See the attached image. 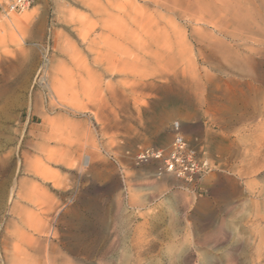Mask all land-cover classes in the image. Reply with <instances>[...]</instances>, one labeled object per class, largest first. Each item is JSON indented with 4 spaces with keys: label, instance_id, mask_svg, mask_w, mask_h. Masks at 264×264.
<instances>
[{
    "label": "rangeland",
    "instance_id": "obj_1",
    "mask_svg": "<svg viewBox=\"0 0 264 264\" xmlns=\"http://www.w3.org/2000/svg\"><path fill=\"white\" fill-rule=\"evenodd\" d=\"M131 1L0 0V264L36 240L58 259L24 264H264V0H188L187 20ZM135 8L165 29L156 57L123 45ZM174 121L211 164L193 182L135 159L168 148Z\"/></svg>",
    "mask_w": 264,
    "mask_h": 264
},
{
    "label": "bare ground",
    "instance_id": "obj_2",
    "mask_svg": "<svg viewBox=\"0 0 264 264\" xmlns=\"http://www.w3.org/2000/svg\"><path fill=\"white\" fill-rule=\"evenodd\" d=\"M137 1H139V2H141V3H143L144 5H151V7L153 6V7H155L157 10H159V11H161V12H163V14H165V15H174L175 14V12L177 11V13H178V16H179V18H181V20H187V11H188V0H132L131 2H134V4L137 2ZM198 1V0H197ZM208 1V0H207ZM234 1V0H233ZM238 1V0H237ZM123 2H125V4H130V2H129V0H123ZM213 2L216 4V7H217V4H225L226 2L228 3V1L227 0H213ZM231 2V1H230ZM140 3V4H141ZM232 3H234V2H232ZM232 3H231V5L230 6H232ZM236 3V2H235ZM188 4V5H187ZM198 4V3H197ZM203 4V3H202ZM200 5V4H199ZM137 7V6H136ZM194 7H196V6H194ZM224 7V6H223ZM234 7V6H233ZM118 8V7H117ZM196 8H198V6L196 7ZM195 8V9H196ZM200 8H201V6H200ZM199 8V9H200ZM211 10V9H210ZM94 13H96V11H93ZM190 12H191V10H190ZM189 11H188V14H192V12L190 13ZM146 14V12L145 11H142V9H140V8H135L134 9V12H133V14H132V16H130V19H131V23H132V25L135 27V30H131L130 28L129 29H126V32H124L122 29H121V26L120 25H118V26H116V28H118L119 26V29H116V30H114V31H116V33L118 34V33H120V35H122L123 34V32H124V35H122L121 37H122V42H123V45H124V43L126 42V41H128L127 43H132L133 45H134V48L136 49V51H138V52H140V53H142V54H146V55H149L150 57H156L157 55H158V51H160L161 49H164L165 48V45H164V43H168L167 41H169V40H164L165 42L163 43L162 41V37H164V39H165V37L167 38V35H166V32H165V29L163 28V27H161V28H157V30L156 31H153L152 30V28H151V26H150V22H151V18L150 19H148V17H147V19L146 18H144V16H147V15H145ZM150 14V13H149ZM193 15V14H192ZM191 15V16H192ZM159 17H160V14L158 15ZM162 16L163 15H161V17L160 18H162ZM175 16V15H174ZM190 16V15H189ZM151 17H152V15H151ZM169 17V16H168ZM187 17V18H186ZM199 17V16H198ZM27 16H23L22 18H16L15 16L14 17H11V19L10 18H8L7 19V21H6V24L8 25V26H10L11 28H13V29H21L23 26H24V22H26L27 21ZM164 18V17H163ZM163 18H162V20H163ZM167 19V18H166ZM195 19V18H194ZM202 19H204V18H202ZM202 19H200L201 21H202ZM121 20V19H120ZM119 20V21H120ZM153 20H155V19H153ZM169 20V19H168ZM105 22L107 21V20H104ZM167 21V20H166ZM196 21V20H195ZM105 22H102V29H104V28H106V29H110V30H112L111 28H113L112 27V25H111V28H110V26L107 24V23H105ZM186 22V21H185ZM184 22V23H185ZM152 23V22H151ZM156 23V22H155ZM187 23V22H186ZM203 23V22H202ZM206 23V22H205ZM211 23V22H210ZM160 24V23H159ZM167 24V23H166ZM214 25V24H213ZM104 27V28H103ZM126 27V26H125ZM217 27V26H216ZM101 28V27H100ZM115 28V27H114ZM123 29H125V28H123ZM113 31V30H112ZM102 34V33H101ZM101 34H99L100 36H98V37H102L101 36ZM103 35V34H102ZM97 37V36H96ZM104 37V36H103ZM103 37H102V39H103ZM168 39V38H167ZM99 40V39H98ZM90 41V40H89ZM111 41V40H110ZM101 42H103V41H101ZM101 42H99V43H101ZM109 42V41H108ZM163 44H162V43ZM82 43H83V45H85V49L87 50V52L86 53H90V52H92L93 51V47L95 46V48H96V42L95 41H90V42H88L87 43V41H86V39L85 38H82ZM104 43V42H103ZM113 43V42H112ZM111 43V44H112ZM129 43V44H130ZM106 44V45H105ZM99 45V44H98ZM104 46H106L107 48H110V44H108L107 42H105L104 44H103ZM123 45L121 44V43H118V41L113 45L112 44V46H113V49H115V50H117L119 53H122L121 51H122V49H123V51H124V53H128V49H126L125 47H123ZM125 45H127V44H125ZM166 46H167V44H166ZM102 47V46H101ZM94 48V49H95ZM100 48V47H99ZM40 49V48H39ZM105 49V48H104ZM103 49V50H104ZM167 49V48H166ZM109 50V49H108ZM101 51V50H100ZM95 52V51H94ZM96 52H98V51H96ZM95 52V53H96ZM103 52V51H102ZM93 53V52H92ZM94 53V54H95ZM106 54V53H105ZM92 55V54H91ZM102 55V54H101ZM104 55V54H103ZM107 55V54H106ZM99 53H98V56H96V58H95V56H94V60H95V64H99L100 63V61L98 60L99 58ZM105 58H106V56H104ZM101 58V57H100ZM103 58V57H102ZM104 58V59H105ZM138 58V57H137ZM132 59V58H131ZM105 62V61H104ZM129 63H127L126 61L125 62H123V66L122 67H126L127 65H128ZM29 65H31L32 67H34L35 66V56L34 55H32L31 56V59H30V64ZM105 66H106V64H104ZM111 65V64H110ZM109 65V66H110ZM129 66V65H128ZM110 68H112V69H114L115 70V68H116V66H112V67H110ZM29 69H31V68H29ZM104 70L105 71H107V67H106V69L104 68ZM31 71V70H30ZM30 73V72H29ZM50 74H46L45 73V75L44 74H42L39 78H38V84L40 85V86H42L44 89L46 88L47 90H49L48 91V97L50 98V100H52L53 101V99L55 98V97H57L56 99H58V95L60 94V88H59V92H58V84H59V86H60V84H61V82L59 83V79L57 80V78H55V72H53V71H51V72H49ZM57 76V75H56ZM151 76V75H150ZM139 84V83H138ZM141 84V83H140ZM137 86V85H136ZM121 87V86H120ZM133 87V86H132ZM59 93V94H58ZM61 95V94H60ZM59 95V96H60ZM61 97V96H60ZM52 104V103H51ZM80 151V150H79ZM82 152V151H81ZM51 154V153H50ZM81 156V155H80ZM48 158H49V156H47ZM27 159V158H26ZM29 159V158H28ZM27 159V160H28ZM50 159V158H49ZM82 159V165H87L88 163H89V159H90V157L87 155V154H84L83 155V158H81ZM24 160V159H23ZM29 161V160H28ZM68 161V160H67ZM23 162V161H22ZM30 162V161H29ZM27 163L25 166L27 167L26 169H24V170H28V171H31V172H33V174L35 175V176H37V177H42L43 178V176H42V173L38 170V169H36L35 167V169H30L29 167H32V166H29L28 164H30L31 165V162L30 163ZM71 166H74L75 164L76 165H78L79 164V162H77V160L74 158V157H72V159H71ZM78 164H77V163ZM25 163V162H24ZM22 165V164H21ZM76 165H75V168H76ZM23 167V166H22ZM78 168V167H77ZM33 175V176H34ZM171 176V175H170ZM21 185H22V189L20 190V192H19V190L17 191V193H16V197L17 198H20V197H22V199H24L23 198V196L25 195L24 194V188H23V183H21ZM20 186V185H19ZM19 188V187H18ZM14 189L15 188H13L12 187V190H11V193H13V191H14ZM20 189V188H19ZM22 191V192H21ZM24 191V192H23ZM10 192V191H9ZM11 195V194H10ZM27 195V194H26ZM12 196V195H11ZM21 199V200H22ZM20 200V199H19ZM50 233V232H49ZM52 233V232H51ZM42 234V233H41ZM45 241V240H44ZM34 242V244H36L35 246H31V247H29V249L27 250H20V248H18V247H15V249H14V252L12 253V254H10L9 256H8V259L10 260V261H12V262H18L19 264H24V263H28V262H30V261H32V262H34V261H39L38 259L40 258V256H42V258H44V260H49V261H52V260H56V259H58V254L60 253V249H59V246L57 245V244H55V243H53V242H45L44 244H42V243H40V241H39V243H38V241L36 240V241H33ZM46 244V245H45ZM45 245V246H44Z\"/></svg>",
    "mask_w": 264,
    "mask_h": 264
},
{
    "label": "built area",
    "instance_id": "obj_3",
    "mask_svg": "<svg viewBox=\"0 0 264 264\" xmlns=\"http://www.w3.org/2000/svg\"><path fill=\"white\" fill-rule=\"evenodd\" d=\"M34 0H7L9 10L23 11ZM172 142L166 149L146 147L135 155L140 162L154 160L161 164L158 175L167 174L186 182H193L211 171V164L187 140L178 121L171 124Z\"/></svg>",
    "mask_w": 264,
    "mask_h": 264
},
{
    "label": "crops",
    "instance_id": "obj_4",
    "mask_svg": "<svg viewBox=\"0 0 264 264\" xmlns=\"http://www.w3.org/2000/svg\"><path fill=\"white\" fill-rule=\"evenodd\" d=\"M191 146H192V144H191ZM194 147V146H193Z\"/></svg>",
    "mask_w": 264,
    "mask_h": 264
}]
</instances>
